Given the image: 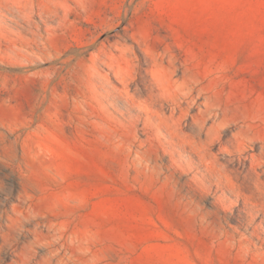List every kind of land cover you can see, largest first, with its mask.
<instances>
[{
	"label": "rangeland",
	"instance_id": "1",
	"mask_svg": "<svg viewBox=\"0 0 264 264\" xmlns=\"http://www.w3.org/2000/svg\"><path fill=\"white\" fill-rule=\"evenodd\" d=\"M0 264H264V0H0Z\"/></svg>",
	"mask_w": 264,
	"mask_h": 264
}]
</instances>
